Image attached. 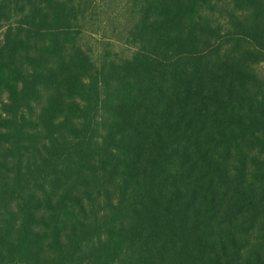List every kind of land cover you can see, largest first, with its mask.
I'll return each mask as SVG.
<instances>
[{"label": "trees", "instance_id": "trees-1", "mask_svg": "<svg viewBox=\"0 0 264 264\" xmlns=\"http://www.w3.org/2000/svg\"><path fill=\"white\" fill-rule=\"evenodd\" d=\"M0 0V264H264V0Z\"/></svg>", "mask_w": 264, "mask_h": 264}, {"label": "rangeland", "instance_id": "rangeland-1", "mask_svg": "<svg viewBox=\"0 0 264 264\" xmlns=\"http://www.w3.org/2000/svg\"><path fill=\"white\" fill-rule=\"evenodd\" d=\"M94 6L82 24L81 45L98 59L105 46L118 56H128L132 48L126 45L128 16L124 13L125 0H94Z\"/></svg>", "mask_w": 264, "mask_h": 264}]
</instances>
